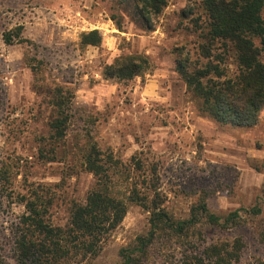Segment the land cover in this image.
Segmentation results:
<instances>
[{"label":"rangeland","instance_id":"obj_1","mask_svg":"<svg viewBox=\"0 0 264 264\" xmlns=\"http://www.w3.org/2000/svg\"><path fill=\"white\" fill-rule=\"evenodd\" d=\"M18 25L29 42L6 44L3 33ZM151 25L147 29L136 13L135 0H0V264H34L20 262L13 248L25 212L22 197L35 192L50 223H68L72 203L83 202L95 185L82 165L92 141L118 161L113 194L127 197L134 183L150 196L156 187V199L181 219L201 196L217 215L239 210V226L200 225L187 246L239 238L238 264H264V104L254 127L218 123L176 72L179 57L206 60L198 48L207 44L201 0H166ZM92 29L101 33L100 45L81 47L80 33ZM132 53L149 58L142 76L125 82L102 77L105 64ZM213 53L222 56L215 62L225 74L236 73L232 50L215 43ZM55 85L74 92L60 141L49 138ZM253 206L261 213L245 212ZM148 219L147 209L128 202L96 256H72L60 264H120L119 250L148 231ZM180 254L176 242L159 238L138 264H175Z\"/></svg>","mask_w":264,"mask_h":264},{"label":"trees","instance_id":"obj_2","mask_svg":"<svg viewBox=\"0 0 264 264\" xmlns=\"http://www.w3.org/2000/svg\"><path fill=\"white\" fill-rule=\"evenodd\" d=\"M165 5L166 0H135V11L147 22V29H151V17L158 15ZM201 6L206 20L202 34L207 44H200L198 48L206 60L193 63L188 55L179 57L175 70L187 89L201 100L202 111L216 122L239 128L254 127L264 104V62L261 60L264 0H201ZM21 32L20 25L5 31L3 41L6 44L28 43ZM255 39L260 45L255 44ZM101 41L97 29L80 33L81 47L98 46ZM215 43L223 50L233 51L237 66L234 75L225 74L215 62L216 58L222 60V56L213 53ZM182 49L184 47L178 49L179 55L183 53ZM29 67L34 71L32 66ZM149 67V58L143 54H122L105 64L101 74L105 79L125 82L142 76ZM51 95L56 112L49 123V138L60 141L71 121L74 92L69 87L55 85ZM40 152L42 154V150ZM51 152L54 153V148ZM82 165L95 177V185L83 202L72 203L65 226L48 221L40 195L34 192L32 198L22 197L25 212L20 216L19 228L13 238L14 252L20 262L60 264L72 256H96L106 237L122 222L128 202H135L149 211V229L119 250L120 264H138L139 258L145 256L159 238L178 244L181 254L175 264L239 263L242 248L239 238L233 243H207L201 249L187 246L190 232L200 225L220 229L239 226L242 223L239 210L217 215L201 196L190 206L188 217L181 219L175 218L156 199V187L153 195H142L132 183L127 197L117 196L111 192L110 184L117 174L118 161L111 152L100 149L93 141L83 155ZM245 212L257 215L261 208L253 206ZM259 239L264 242V230L259 233Z\"/></svg>","mask_w":264,"mask_h":264}]
</instances>
